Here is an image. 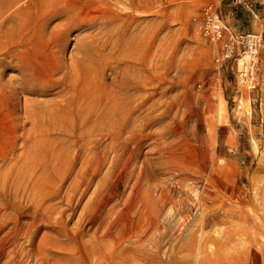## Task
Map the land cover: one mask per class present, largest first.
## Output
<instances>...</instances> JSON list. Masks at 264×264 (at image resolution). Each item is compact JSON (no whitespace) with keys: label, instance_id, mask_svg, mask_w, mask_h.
Returning a JSON list of instances; mask_svg holds the SVG:
<instances>
[{"label":"rangeland","instance_id":"374dc122","mask_svg":"<svg viewBox=\"0 0 264 264\" xmlns=\"http://www.w3.org/2000/svg\"><path fill=\"white\" fill-rule=\"evenodd\" d=\"M21 1L30 3L27 32L12 31L9 28L11 21L0 25V55L13 50V54L5 56V64L0 66L3 92L0 123L6 120L11 126L10 130H0V165L3 164L0 168V194L3 191L13 194L8 183L11 177L3 182V174L7 166L13 164V160L9 162L12 151L17 155L21 153L20 145L12 147L15 140L13 126L15 123L25 128L29 126L27 121L23 123L25 99L37 110L38 114L33 116L38 118L40 128L50 127L49 134L57 140L76 137V142L70 147L64 162V166H71L66 171L68 175L60 179L58 171L52 169L53 163L47 159L50 151L43 149H35L31 159L18 165L19 173L12 167L13 178L20 179L22 183L27 181L28 187L33 178L35 181L34 203L21 198L19 209L26 216L33 209L38 212L39 207L47 204L69 211L64 193L91 144L86 131L82 130V123L94 115L86 96L90 97V91L95 93L98 90L105 94L108 85L118 76L117 72L126 69L127 60H133V63L129 62L130 67L138 69L144 58L150 81L145 93H151V100L158 102L156 108L150 109L151 121L145 131L159 132L163 129L165 138L162 140L167 148L173 149L172 154L167 152L165 145L162 151L150 150L156 143L147 139L142 141L139 149L142 151L137 155L138 160L146 158L157 168L156 173L146 168L145 177H148V172L155 173L154 178L159 177L165 185L164 196L167 198L158 221L160 233L162 230L164 264L198 263L204 252L197 253V246L209 245L207 252H211L210 244L216 237L223 243L217 248L212 246L219 257L213 264H264V229L259 230V222L264 225V0ZM107 4L108 8L105 7ZM97 12H103L107 17L98 19L99 15H96L93 23L79 27L80 17H91ZM67 14L69 20L65 21ZM208 19L210 27L206 24ZM100 23L115 27L116 32L110 35L100 32L99 37H95ZM214 24L220 26L219 36L215 35ZM246 33L259 34L260 43L254 58L253 83L238 84V71L243 65L239 59L244 44L241 36ZM119 36L118 43L116 39ZM76 39L88 43L92 40L93 47H89L85 55L91 61L85 65L84 73L80 74L77 85L67 97L69 103L58 104L61 95L58 86L37 93L22 90L16 84L27 67L34 76H39L55 69L57 62H69V56L75 51ZM228 45L231 53L225 56L223 51ZM89 52L93 53L89 55ZM58 73L54 72V77ZM54 77L50 82H54ZM80 88L83 89L81 103L78 101L79 97L82 99L78 93ZM46 107L50 112L45 111ZM135 114L142 120L140 114ZM140 119L138 123H142ZM107 142L106 137L101 139L100 147L105 157L100 172L93 177L78 201L77 193L68 206L73 209V216L67 223L69 227L77 222L84 206L78 225L81 222L87 224L88 217L95 213L91 210L96 203L105 212L114 202L117 209L121 207L126 214L133 211L126 208L128 202L123 203L129 191L126 182L115 176L117 168L114 162L124 156L123 146L110 148ZM131 149L128 146L126 152ZM169 155L171 157L166 158ZM159 162H163L166 169H159ZM177 175L183 176L185 181ZM100 177L104 184L101 197L96 191ZM207 181L210 185L206 184ZM142 185L149 192V183L143 182ZM215 185L222 188L218 191L213 188ZM206 188L210 196L206 195ZM56 192L58 195L55 197ZM203 194L206 195L205 207L195 203ZM222 206L233 211L224 215L220 212ZM185 208L188 209L184 211ZM130 212L128 215L134 219L135 211L134 214ZM35 225V243L43 231L54 232L56 228L45 226L38 218ZM100 230L103 232L105 228ZM118 231L114 229L112 232L115 239L121 235ZM154 234V239L148 237L144 244L137 242L135 248L130 240L118 243L116 248L121 254L117 256V264H142L146 253L155 247V237L158 240ZM134 255L137 257L133 258Z\"/></svg>","mask_w":264,"mask_h":264},{"label":"bare ground","instance_id":"6f19581e","mask_svg":"<svg viewBox=\"0 0 264 264\" xmlns=\"http://www.w3.org/2000/svg\"><path fill=\"white\" fill-rule=\"evenodd\" d=\"M29 5V1L0 0V25L11 21L9 28L12 31L15 33L17 31L22 33L27 32V14L29 13ZM105 7L108 8L109 4H107ZM96 15H99L98 19L101 17H107V15L103 12L94 13L91 15V17L83 15L78 20L79 27L85 23H93V17H96ZM68 20L69 15L67 14L65 16V21ZM100 25L101 27L99 32L94 34V36L97 38L99 37L100 32H104L105 34H112L113 32H116L115 27L109 28L106 25L103 26L101 23ZM66 34L67 33L65 32V35H63L64 40L66 38ZM119 38L121 37H117V42ZM89 44L91 45L89 46ZM74 47L75 51H71L72 53L69 56V62H57V67L55 69L45 71L44 74H40L39 76H34L31 70H28L30 68L27 67V70L23 71V76H21L20 80L16 81V84L20 86L22 90L28 89L29 92L35 91L37 93H44L48 89L58 86V92L61 93L58 104L62 102L69 103L67 100L68 95L77 85L80 74L84 73L83 69H85V65L91 61L86 59L85 55L89 51V47H93V41L91 40L88 43L84 42L82 39H76ZM8 53L13 54V50L11 52L4 51L0 55V66L5 64V56L8 55ZM90 53L93 52H89V55ZM129 62L133 63V60H127L125 64L126 69H122L117 72L118 76L115 77L116 79L108 85V91L103 94L104 97H102V91L100 90L95 93L90 91L89 93L91 96H86L87 99H89L87 103L93 108L94 115H92L89 120L82 123V130L84 129L86 131L85 134L88 137V140L91 141V144L87 148L88 152L86 156L81 161L82 164L70 177L66 191L63 193L65 201L67 202L68 206H70L73 202V199L77 197V193L79 195L78 198H76L78 201V199L86 192L87 185L101 170V164L103 163L105 156L102 153L103 148L100 147V144L101 139L106 137V139H108L107 144L110 148L114 147L116 149L117 147L120 148L123 146L124 156L118 159L119 162H114L116 163L114 166L117 168L115 176H120L121 182L125 181L126 187L129 188L128 194L126 195V198H124L123 203L128 202L126 208L135 211V218L133 219L130 217V215H128L130 211H127L128 213L126 214V210H121V207L120 209H117L118 206L116 207L115 202H112L113 204L107 208L106 212L103 209H100V207L98 208L99 205L97 203L93 204L91 212L94 211L95 213L88 217L86 222L87 224H85V222H81L78 225V221L82 219L84 206L81 212L78 214L77 222H75L74 225H71V227L67 226V223L68 220L73 216V209L69 208L68 206L67 208L69 211H66V208L64 207L58 208L57 206L47 204L43 205L41 208L39 207V213L35 212V209H33V211L30 212L31 214L28 216L22 213V211L19 209L21 198L26 199V201L30 202V204L34 203L35 181L33 178L28 187L27 181L22 183L20 179L13 178L12 167H14L19 173L21 169L18 165L27 162L29 158L31 159L35 155V149H43L46 152L50 151V155L47 159L53 163L52 169L58 171L57 175L60 179L63 175H68L66 171L71 166H64V162L66 156L69 153L70 147L76 142V137L62 138L57 140V137H53L49 134L48 131L50 130V127L40 128L38 118L33 116L34 113L36 115L38 114L37 110H35L34 106L31 105L29 100L27 101L24 99L23 117L25 119L23 123L27 121L29 126L25 128L24 125L21 126L20 123H15L13 126L15 140L12 144V147L14 148L16 145H20L21 153L17 155L13 153L14 151H12L9 162L13 160V164L12 166H7L6 172L3 174V182H7V179L11 177L10 181L8 182L10 185H8L9 189L13 191V194L11 195V193H6L4 191L2 194H0V264H35V260L36 264H117V256L121 254V252L116 248L118 243L122 242L123 240H130L135 248V244L137 242H142L141 244H144L143 242L148 241V237H153L154 233H156L154 235L158 237L157 241L155 237L156 244L155 247L153 246L154 249H150L149 253H146L144 258L142 256L140 258L141 260L143 258L142 264H164L163 249L161 245L163 240L161 237L162 230L160 233V224L158 221L163 215L165 199L167 198L164 196L165 185L164 181L160 180L159 177L156 176L154 178L153 174L156 173L155 170L157 169L155 165L146 158L138 160L137 155H139V153L142 151H139L142 141L147 139L150 141L153 140L156 143L154 146L151 145L152 148L150 147V150H161L164 148V145L167 148V145L162 140L165 138V133L163 129L159 132L148 130L145 131V128L151 121V117L149 115H151L152 112L150 109L156 108L158 102L154 101L153 99L151 100V93H145L150 81L144 58L141 59V64L138 69H132ZM35 65H38V61H35ZM54 72H59L56 77H54ZM53 77L54 82H50V79ZM1 87L2 84L0 82V97L2 98L3 92ZM82 90V88L78 89V93L81 98ZM82 100L83 98L80 99L79 97V103H81ZM32 104L34 105L33 102ZM35 105L37 106L38 104ZM46 109L48 110H45L46 112H50L48 107H46ZM135 113L141 115L143 121L140 119V117L139 119L142 123H138L139 119ZM45 116L50 118L49 114H45ZM19 126H21L20 129ZM1 129L2 131L10 130L11 126L9 127L7 121L4 120L3 124L0 123V130ZM52 131L55 132V129H52ZM79 133H82V131ZM79 136L83 137V134H80ZM114 144H116V146H114ZM128 146H131L132 149L126 152ZM169 147L172 148L171 145ZM167 152L172 154L173 149L167 148ZM163 156L164 153L161 155V157ZM167 157L169 158L171 155L166 156V158ZM1 160L7 162L5 159ZM2 166L3 164L0 165V168ZM136 166H138V170H135ZM157 166L160 167L159 169H166V165L163 162H159ZM146 168H149L153 172L155 171V173L151 174L148 172L146 173L148 174V177H145L147 175L143 173L148 171ZM202 168H204V166ZM157 175H159L158 172ZM177 176L182 177L183 179V176ZM172 178L174 177L172 176ZM187 178H189V176H187ZM183 180L185 181V179ZM143 182L149 183V192L146 191L147 189H144L142 185ZM208 182L209 181H207L206 184H209ZM103 185L102 177H100V180L96 183V191H99L100 197L102 195L101 189ZM177 185H179V183ZM213 188H217L216 190L219 191L222 187L220 188V185H215ZM207 189L208 188H206V195L210 196L211 194L207 192ZM56 191H58V186ZM57 195L58 194L56 192L55 197ZM206 195L203 194L201 197H199V199L197 198V202L195 200V203L197 205L201 204V206L205 207ZM104 198L106 197L104 196ZM102 202L105 203L106 200ZM186 207L188 206L186 205ZM187 209L188 208H185L184 211ZM231 209L230 207L222 206V211L220 210V212H222L224 215L231 214L230 212L233 211ZM132 213L130 212V214ZM36 218H38L40 221L42 220V223H45V226H53V228H56L54 232H49L46 230L43 231L35 243V231L37 230L35 225ZM162 220L163 218L161 221ZM259 225V230L262 231L264 229V225L260 222ZM100 228H105V230L102 232ZM114 229L116 232L119 230L121 233L117 239H115L112 234ZM85 235L88 237H85ZM226 238L230 240V237L226 236ZM152 239H154V237ZM211 243V252H207L209 245L206 247L197 246V253L202 254V252H204V255L202 254V258L199 259L198 263L195 264H213L217 262L219 259L218 253L214 251L213 247L217 248L218 245L223 243V241L219 237H216ZM123 248L125 249L126 247ZM123 248L122 250H124ZM145 250L146 249H144V251ZM144 251L143 253L146 252ZM135 257L137 256L134 255L133 258Z\"/></svg>","mask_w":264,"mask_h":264},{"label":"built area","instance_id":"2783aa9c","mask_svg":"<svg viewBox=\"0 0 264 264\" xmlns=\"http://www.w3.org/2000/svg\"><path fill=\"white\" fill-rule=\"evenodd\" d=\"M210 20L208 19V22L206 23L208 27H210L209 23ZM215 32H217L215 35L219 36L220 33V26L217 24L213 25ZM241 41L244 42L243 48L240 51L239 59L242 60L243 65L241 69L238 71V77L237 81L238 84H244V83H253V72H254V58L256 55V51L258 48V45L260 43V36L256 33H246L243 36H241ZM230 44V43H229ZM230 45H228V48H226L223 52L225 56H228L231 51L229 48Z\"/></svg>","mask_w":264,"mask_h":264}]
</instances>
